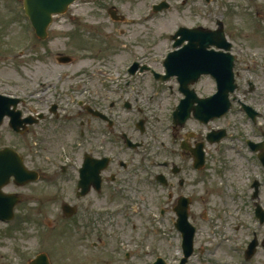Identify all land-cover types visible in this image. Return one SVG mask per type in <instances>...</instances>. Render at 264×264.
<instances>
[{"label":"rangeland","instance_id":"rangeland-1","mask_svg":"<svg viewBox=\"0 0 264 264\" xmlns=\"http://www.w3.org/2000/svg\"><path fill=\"white\" fill-rule=\"evenodd\" d=\"M147 1L153 0L77 3L67 16L55 19L48 42L36 44L32 50L26 47L28 38L32 41L35 38L31 35L28 20L23 16V0H0V91L24 97L34 86L36 90L39 89L40 81H44L48 87L49 84L53 85L52 91L47 94L48 105L53 103V88L57 87L67 94L64 96L66 103L75 105L73 110L77 113V104L73 101L82 97L77 91L82 86L81 82L83 87L89 89L83 96H89L92 92L101 101L107 100L104 105L107 108L108 102L114 101L118 93L129 92L124 86L130 79L131 86L135 87V90L130 89L133 94L131 101L137 109L141 106L139 98L142 95L134 92L142 88L146 94H150L151 87L148 86L146 90L148 82L144 79L128 77L129 56L142 59L153 68H161L166 55L172 50L169 35H173L179 26L215 30L217 22L221 21L227 39L234 45L233 54L237 58L236 69L240 75L237 101L249 105L260 116L257 123H252L236 107L228 118L216 123L218 127L228 128L229 135L222 146L211 149L210 179L205 185L196 187L197 203L191 207L190 214L198 229L197 252L189 264H264V248H260L249 261L244 256L248 240L255 233L258 232L259 237L264 239V225H260L256 218L251 200L253 179H258L264 185L263 171L255 163L247 166L245 160L235 158L233 154L229 156L231 152H241L240 155L247 156L249 160L251 156L246 151V142L260 139L261 132H264V0H212L209 4L204 0H170L173 4L170 11L149 16L152 19L138 17ZM107 2L115 4L125 17H136V24L111 20L107 14ZM107 36L111 38L109 45L103 42ZM127 48H132L138 54H126L124 49ZM60 55L72 58L73 62L60 64ZM51 79L54 81L50 83ZM211 83L204 81L199 86L212 93L215 92V85L213 81ZM40 90L43 92L44 87ZM159 92L160 89L157 97H160ZM163 98V109L156 103L151 104L149 109L148 106L143 108L149 128L145 135L147 138H154L160 131V137L167 134L164 126L170 124L175 98L168 94H164ZM121 113L114 114L115 121H118L117 134L124 130L127 135L132 134L134 140H139L140 134L135 135L134 128L128 129L133 127L135 115L129 111ZM68 127L64 137L56 143L49 141L45 145L48 151L55 154L63 149L70 151L77 131L72 122ZM211 127L215 128V125ZM9 135L7 130L0 134V149L8 145L5 139ZM22 152L28 156L24 148ZM223 154L230 161L228 168L215 165ZM74 176V172L58 176L53 180V184L57 185L54 188L47 189L49 183L43 186V189H47L42 191L43 194L57 196L52 198L49 212L39 210L36 200L34 204L24 201L18 213L25 216V221L17 220L9 226L0 222V264H29L40 253H46L52 264H152L158 257L176 264L181 257V240H177L173 224L168 221L162 223L159 219L154 222L148 214L138 216L141 221L133 217L130 225L115 227L119 219L112 212L106 224L96 225L97 232L92 228L73 234L65 229V219L58 215V206L54 203L60 202L66 191L72 190L70 183ZM15 188L10 187L11 190ZM31 188L23 190L27 198L31 195ZM69 195L72 196V193L67 192L66 198ZM95 196H92L94 204L102 206L109 202L108 193L100 199ZM142 196L144 199V194ZM259 197L264 206V188ZM153 198L150 203H154ZM138 202H141L139 198ZM217 224L222 228L221 235L215 234ZM106 233L108 239L102 236ZM119 233L123 234V240L118 239L119 235L115 236Z\"/></svg>","mask_w":264,"mask_h":264},{"label":"flooded vegetation","instance_id":"flooded-vegetation-1","mask_svg":"<svg viewBox=\"0 0 264 264\" xmlns=\"http://www.w3.org/2000/svg\"><path fill=\"white\" fill-rule=\"evenodd\" d=\"M105 1L109 0H97L96 2L102 3ZM128 1L137 2L139 0ZM152 2L147 1L142 11L155 16L153 10L157 3L153 4L148 12V7ZM107 3L109 4L107 14L114 22H128L125 14L120 13L115 4ZM193 54H195V51ZM187 55L188 60L193 59L190 58L189 50ZM132 60L134 63L142 64L137 58ZM137 70V72L140 71V66L137 67ZM131 73L132 70L128 73L129 78L139 77V80L143 79V74ZM203 79L193 86L195 93L200 98H206L213 93H209L205 87L199 86L200 83L204 82ZM144 81L148 82V85L145 86L146 90H148V86L151 87V93L146 94L142 88L141 91L134 92L137 95H142V98H139L141 106L137 109L131 101L133 94L130 89L135 90V87L131 86L130 79L124 86L129 92L121 91L118 93L114 101L108 102L107 108L104 107L107 100L103 99L101 101L92 92L89 93L90 96L84 97L83 95L89 89L83 87L81 82L82 86L77 91L81 93V98H84L77 101V113L73 110L75 105H71L70 102L66 103L64 96H67V94L60 92L57 87L53 88L55 91L54 101L48 105L47 94L52 91V87L46 85L42 92L40 90L42 88L41 84L45 82L40 81L39 89L36 90L34 86L28 95H25L26 99L22 98L23 101L19 104V108L17 107L15 110L17 113H15L12 123H14L16 130L8 127L10 121L7 119L6 123L8 124L7 127L10 128V136L5 139L8 144L5 147H13L19 152L22 151V148L25 151L27 150V159L25 155L20 153L23 155L24 163L29 170L37 171L39 177L45 179L51 178V176L75 173V182L70 183L72 190L65 192L63 201L65 203L68 200L67 203L77 209L76 215L79 218L74 223L76 231L81 232L82 230L94 228L93 231L97 232L96 225L106 224L112 212L118 217H130L132 211L136 212L139 208L155 211V216H160L161 222L168 221L176 225L179 219V209H186V212L190 215L191 207L197 203L196 187L205 185L210 179L211 168L209 167L212 166L209 160L211 157L210 151L213 147L222 145V143L210 145L206 142V136L213 128L207 130L206 133L209 132L206 135L200 134L201 131L195 129V126L191 124V120L185 126L179 127L173 124V118L170 116L168 122L170 124L164 126L167 130L165 137H160L162 134L160 131L154 138H147L145 135L148 133L149 128L147 127V118L143 114V108L145 109L148 106L149 109L153 103H156L161 109L164 106L163 99L161 98L160 101V97H157L158 90L156 86L161 85V83L153 75H149ZM120 94H123V100H121ZM139 100L136 101L139 102ZM73 102H76V99ZM121 111H123L122 113L125 111L133 112L132 115H135L133 127L128 129L134 128L135 135L140 134L139 140H134L133 135H127L124 130L117 134L118 121H115L114 114H120ZM98 112L106 115L107 119L99 117ZM72 113L75 114L70 115ZM142 114L143 116H141ZM71 122L76 126L77 136L75 143L71 145L72 148L70 147V151L63 149V151L60 150L56 154L50 150L49 152L45 145L49 141L56 143L59 138L64 137ZM54 138L55 140H53ZM136 144L140 147H134ZM203 144H205L206 161L202 170L197 172L193 153L195 154L197 146ZM57 153H61V155H57ZM103 159H106L107 166L101 171V183L99 185L96 178H88L89 183L82 179L83 175L87 178L89 165L97 168L99 166L98 161ZM223 161L224 159H219L215 162V165ZM30 185L27 187H30ZM67 185H69L68 182ZM12 186L17 187V189H24V187H19L11 182L5 188V193L18 194L21 204L28 200L17 189L15 191L8 190ZM262 187L264 188V185L260 182H254L252 186L251 200L254 207L257 204L263 206L259 197ZM67 192L72 193V196L69 195L70 197L66 198ZM107 193L109 194V202L106 201V203L101 204L102 206L93 203L92 196L96 195L100 199L99 194L105 196ZM121 194L126 196L123 197ZM142 194L145 196L144 199ZM138 198L141 202H138ZM152 198L155 204L150 203ZM106 211L108 212L106 213ZM122 225L125 226L126 224ZM118 235L122 237L123 234H115L116 237ZM102 236L108 239L107 233L106 235L102 234ZM98 239L103 241L101 236H98Z\"/></svg>","mask_w":264,"mask_h":264},{"label":"water","instance_id":"water-1","mask_svg":"<svg viewBox=\"0 0 264 264\" xmlns=\"http://www.w3.org/2000/svg\"><path fill=\"white\" fill-rule=\"evenodd\" d=\"M78 0H25V9L29 15V17L33 20L34 25L37 30V34L40 37L45 38L47 29L52 22V16L54 14H63L65 13L69 6L76 2ZM182 34H185L187 38L191 41L190 35L194 38V41L201 42L200 37H202L203 33L199 30H183L181 32ZM186 40V39H185ZM203 50V49H202ZM204 63L206 67H208L211 71H206V73L210 74H218L220 77L219 82V89L220 92L216 97H214L213 100H206V101H198L199 107L195 109V117L203 122H208L211 119L221 117L225 115L229 110V92H233L235 89V86L232 84L233 78H232V72L229 69L223 68L219 69L220 65L218 62H216L212 57L205 56ZM199 66L202 64L198 63ZM204 71L201 70L198 75L196 74V78L194 81H197V78L203 74ZM227 91V92H226ZM1 99V96H0ZM6 99V98H5ZM3 104L6 108V103H2L0 100V118L7 114V109L4 108ZM180 112H177L175 114L176 121H179L178 124L183 125L187 118L190 117L191 109L183 112L180 108ZM1 125V121H0ZM201 157H203L202 152ZM199 153V154H200ZM6 152H0V177H3L4 175L8 174L7 170L3 167V162L7 161V157L5 156ZM200 157V158H201ZM202 160V159H201ZM6 170V172H3ZM8 177H4L3 179V185L6 184ZM2 185V186H3ZM18 200H15L13 198L12 200H1L0 199V217L3 219H9L12 215L13 207L17 204ZM180 216V227H185L187 224V212L186 209L180 208L178 212ZM187 227V226H186ZM193 244H194V229L190 233L185 234L184 236V253H185V259H183L182 264H186L188 258L193 253ZM160 264H165L163 261L159 262ZM32 264H50L49 259L46 255H41L37 258V260Z\"/></svg>","mask_w":264,"mask_h":264}]
</instances>
